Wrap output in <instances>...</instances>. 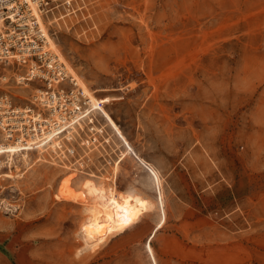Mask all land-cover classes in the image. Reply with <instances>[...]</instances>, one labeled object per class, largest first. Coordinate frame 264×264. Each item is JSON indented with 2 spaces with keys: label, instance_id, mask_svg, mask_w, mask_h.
<instances>
[{
  "label": "rangeland",
  "instance_id": "obj_1",
  "mask_svg": "<svg viewBox=\"0 0 264 264\" xmlns=\"http://www.w3.org/2000/svg\"><path fill=\"white\" fill-rule=\"evenodd\" d=\"M53 15L58 51L158 175L157 264H264V0H74ZM11 69L24 73L0 68L3 88L30 106ZM96 115L102 134L68 133L56 166L28 151L13 180L0 155V264H150L149 175ZM88 183L155 210L85 249Z\"/></svg>",
  "mask_w": 264,
  "mask_h": 264
},
{
  "label": "built area",
  "instance_id": "obj_2",
  "mask_svg": "<svg viewBox=\"0 0 264 264\" xmlns=\"http://www.w3.org/2000/svg\"><path fill=\"white\" fill-rule=\"evenodd\" d=\"M73 1L0 0V68L23 69L21 81L39 84L37 102L46 109L33 104L18 107L0 95V142H12L22 151L32 149L44 145L48 137L61 138L80 124L94 127L89 131L92 135L102 134L96 129V110L51 50L40 25V18L53 16L59 8L70 10Z\"/></svg>",
  "mask_w": 264,
  "mask_h": 264
},
{
  "label": "bare ground",
  "instance_id": "obj_3",
  "mask_svg": "<svg viewBox=\"0 0 264 264\" xmlns=\"http://www.w3.org/2000/svg\"><path fill=\"white\" fill-rule=\"evenodd\" d=\"M65 12H68L67 9H64ZM55 15L49 17H44L43 19L40 18V25L43 29L47 40L49 42V45L51 47V50L54 51L56 54L59 55L61 60L64 63V69L70 74L71 77H73L74 80L77 81L78 85L82 88L85 95L89 98V103L93 109L97 111V114H99L100 118L103 120L104 124L109 128L111 133L114 135L116 139H118L123 145H125V151L123 152V157H126L128 154L133 155L138 163L146 170V172L149 175L153 190L156 195V200L158 202V208H159V214L160 218L158 223L155 225V227L152 229L147 241L145 242L144 248L147 253V256L149 258L150 264H157L156 258L153 254L152 248L150 246L151 240L154 238L157 231L165 224V213L162 206V197H161V190H160V182L157 173L149 167L145 162H143L139 156L134 152L133 149L127 144L124 136L122 135L118 125L114 122V120L110 117V115L103 109L102 103H106L109 98H105L102 101L97 100V98L93 95V91L89 92L86 88H84L83 84H81L80 80L74 75L72 72V69L70 65L66 62L62 54L58 51L57 46L52 38L51 35L48 34L47 27H50L52 29H55L59 25V20L64 19L65 17H60L57 19L54 17ZM65 16V15H64ZM54 17V18H53ZM53 18V19H52ZM13 68H18L14 67ZM9 71L12 72V75L9 74ZM22 69L19 68V72L21 73ZM17 70L11 69L6 71L7 75L13 76L15 79V91L19 94H16V96L22 97L23 92L26 88L31 92V95L29 97V100L27 104H33L36 108L45 111V108H42V106L37 102V95L41 91L38 87L31 88L29 85L30 83L22 82L23 75L17 74ZM6 80V77L4 75L0 74V92L6 95L8 98H11L9 96H14L8 93L3 87H5V83L3 81ZM101 91V90H100ZM98 92L95 90L94 93ZM105 92V91H104ZM21 93V94H20ZM82 126V128H81ZM83 124H80L76 128H74L73 131L68 132L71 133L72 137L77 133V131L82 132ZM101 126H96V129L99 131H102ZM94 127H87V130H93ZM86 130V131H87ZM63 135L61 138H54V137H48L47 141L41 145H37L36 148L32 149H20L19 145H16L12 142H0V155H5L3 159L4 166L0 165V168L6 167L10 169L9 172L3 176L6 178L13 179L16 178L15 176H21V174H15L18 170V167L13 164L14 170L11 169L12 163L14 161V157H20L22 159L23 165L29 166V152L36 150V156H35V162H42V163H49L52 166H56L58 164L56 161V156L60 159L58 162L60 163L61 160H64L65 154L63 151L64 143L61 144L59 140H63L66 136V139L69 140L68 135ZM88 134V133H87ZM34 139H31L33 141ZM59 142H56V141ZM90 144L96 143V138H90L88 140ZM109 138L106 139L107 144L109 143ZM46 146V147H45ZM46 148V149H44ZM67 151V150H66ZM122 157V158H123ZM29 162V163H28ZM34 162V163H35ZM31 164V163H30ZM64 167H68V164L62 162ZM2 166V167H1ZM87 189V196L84 201V210L87 214L86 222L84 227L81 230V239L84 243L85 249H92L95 247V245H98L102 241H104L110 234L116 233V232H122L126 230L130 225L134 224L140 216L143 214H150L155 210V204L151 200L142 199L139 197H131L126 195H116V192L113 188H100L99 190H94L93 187L88 183L85 187ZM130 220L131 223L126 227L125 221Z\"/></svg>",
  "mask_w": 264,
  "mask_h": 264
},
{
  "label": "snow or ice",
  "instance_id": "obj_4",
  "mask_svg": "<svg viewBox=\"0 0 264 264\" xmlns=\"http://www.w3.org/2000/svg\"><path fill=\"white\" fill-rule=\"evenodd\" d=\"M131 223L130 220L125 221V226L127 227Z\"/></svg>",
  "mask_w": 264,
  "mask_h": 264
}]
</instances>
